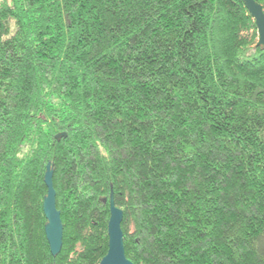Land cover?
<instances>
[{"label":"trees","instance_id":"trees-1","mask_svg":"<svg viewBox=\"0 0 264 264\" xmlns=\"http://www.w3.org/2000/svg\"><path fill=\"white\" fill-rule=\"evenodd\" d=\"M258 38L242 0H2L0 264H99L112 190L133 264H264Z\"/></svg>","mask_w":264,"mask_h":264},{"label":"water","instance_id":"water-1","mask_svg":"<svg viewBox=\"0 0 264 264\" xmlns=\"http://www.w3.org/2000/svg\"><path fill=\"white\" fill-rule=\"evenodd\" d=\"M255 20L258 30L257 45L264 50V8L258 0H242ZM66 136V132L56 134V139ZM54 167L49 162L46 166L44 181L47 193L44 196L43 209L46 217L45 233L51 253L56 257L63 245V222L61 212L56 205V190L53 184ZM123 210L115 205L114 192L110 194V218L108 222V251L99 264H133L126 256L124 233L122 230Z\"/></svg>","mask_w":264,"mask_h":264},{"label":"rangeland","instance_id":"rangeland-1","mask_svg":"<svg viewBox=\"0 0 264 264\" xmlns=\"http://www.w3.org/2000/svg\"><path fill=\"white\" fill-rule=\"evenodd\" d=\"M2 2V0H0V3Z\"/></svg>","mask_w":264,"mask_h":264}]
</instances>
